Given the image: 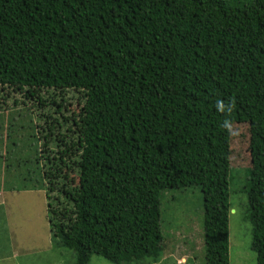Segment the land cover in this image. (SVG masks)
Instances as JSON below:
<instances>
[{
	"label": "trees",
	"instance_id": "trees-1",
	"mask_svg": "<svg viewBox=\"0 0 264 264\" xmlns=\"http://www.w3.org/2000/svg\"><path fill=\"white\" fill-rule=\"evenodd\" d=\"M0 88L61 114L59 123L36 113L47 238L73 264L157 261L162 195L194 187L205 264H229L238 125L248 137L250 248L264 264V0H0Z\"/></svg>",
	"mask_w": 264,
	"mask_h": 264
},
{
	"label": "rangeland",
	"instance_id": "rangeland-1",
	"mask_svg": "<svg viewBox=\"0 0 264 264\" xmlns=\"http://www.w3.org/2000/svg\"><path fill=\"white\" fill-rule=\"evenodd\" d=\"M70 94L67 92L63 96L65 103L61 104V112L66 118H70L77 110L76 100ZM24 95L23 92L0 88V264H73V253L56 248L55 242L51 243L47 238L49 228L44 205L45 181L41 171L42 166L45 168L46 165L40 158L44 139L40 137V120L36 113L42 117L40 119L50 113L51 119L56 118L59 123L62 122L61 114H54L57 109L55 106L50 111L39 109L37 112L35 100ZM59 101L60 97H57L58 104ZM69 126L71 123L63 124L55 130V134H63ZM42 133L46 134V130ZM246 133V126H234L233 134L237 136L229 148V164L233 167L228 173L230 264H256L254 252L250 248L247 172L241 169L249 166ZM49 148L56 149L54 142ZM35 209H40L39 214ZM202 223V194L198 187L165 192L161 198L164 250L157 261L147 259L140 264H205ZM187 236L196 237L192 246L183 243ZM178 241V247L171 252ZM89 264L110 263L101 257L92 256Z\"/></svg>",
	"mask_w": 264,
	"mask_h": 264
},
{
	"label": "clouds",
	"instance_id": "clouds-1",
	"mask_svg": "<svg viewBox=\"0 0 264 264\" xmlns=\"http://www.w3.org/2000/svg\"><path fill=\"white\" fill-rule=\"evenodd\" d=\"M216 108L218 111H222V112H227L230 111V106L229 105H225L222 101H218L216 104ZM230 120L228 119H224L222 121V127H224L225 129H229L230 128Z\"/></svg>",
	"mask_w": 264,
	"mask_h": 264
},
{
	"label": "crops",
	"instance_id": "crops-1",
	"mask_svg": "<svg viewBox=\"0 0 264 264\" xmlns=\"http://www.w3.org/2000/svg\"><path fill=\"white\" fill-rule=\"evenodd\" d=\"M0 258H2V256H1ZM71 260L73 261V259H72V255H71ZM229 264H230V258H229Z\"/></svg>",
	"mask_w": 264,
	"mask_h": 264
}]
</instances>
